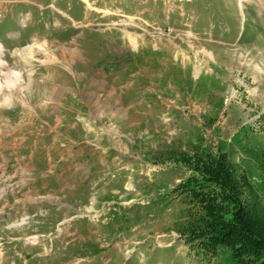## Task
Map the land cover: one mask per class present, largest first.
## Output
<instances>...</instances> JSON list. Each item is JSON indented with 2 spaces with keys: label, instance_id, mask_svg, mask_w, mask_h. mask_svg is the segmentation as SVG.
<instances>
[{
  "label": "rangeland",
  "instance_id": "374dc122",
  "mask_svg": "<svg viewBox=\"0 0 264 264\" xmlns=\"http://www.w3.org/2000/svg\"><path fill=\"white\" fill-rule=\"evenodd\" d=\"M1 20L0 264H235L224 247L181 236L193 219L174 188L198 172L171 153H226L264 216V0H0ZM137 44L149 77L128 97L133 109L103 118L118 140L94 155L108 174L79 177L75 160L69 188L43 187L32 151L53 139L44 122L57 121L63 88L83 85L80 101L104 109L91 81ZM115 99L109 109L123 110Z\"/></svg>",
  "mask_w": 264,
  "mask_h": 264
},
{
  "label": "crops",
  "instance_id": "0c3cea01",
  "mask_svg": "<svg viewBox=\"0 0 264 264\" xmlns=\"http://www.w3.org/2000/svg\"><path fill=\"white\" fill-rule=\"evenodd\" d=\"M47 5L49 6V4ZM57 10L61 12V16H66L63 10ZM2 21L3 20H1L0 24H2ZM44 25L48 27L47 24ZM57 31L64 32V25H62L61 30ZM52 43L53 46L62 44L60 42L59 44L55 43V39L53 37ZM74 44L81 46L80 41ZM138 45L139 44L130 47L135 54L133 53V55H128V53H124L125 55L122 54L123 57H125L124 60L122 59L120 60L121 62L112 64L113 68L111 69L117 67L119 68L118 71H112L109 76L107 75V77L101 76L98 80L99 83H95V79L91 81V87L98 85L100 87L93 88L92 92L94 97L98 90L105 91V96L107 97L105 102L108 101V103L104 104V109H100L96 106V100L89 99L87 103L80 101V95L81 97L86 95V89L83 85H79L77 83L78 87L76 88L73 86L63 88V96L61 97L60 107L56 117L57 121L54 123L49 121L44 122L46 125L51 127L53 131V139L50 143L48 142L47 145L35 147L36 150L32 151V160L37 161L34 165L32 164L33 168L35 167V172L39 168H46V174L44 176L45 185H43V187H51V185H56V182L64 184L63 182L66 180L65 187L69 188L67 185H70V178L72 174L78 175L79 177H95L96 175L105 176L108 174H104L97 170L100 165L97 167L98 162H95L94 155L99 153L100 155L107 157V152L112 153V151H116V147L114 146L118 143V140L116 139V136L112 135V131H108L107 127L103 126V118H105V114L107 113H110L113 117H117L118 113L126 115L131 109H133L136 103L130 101L128 97L133 94L135 86L138 83H141L142 85L144 78H147L148 80L149 77V75H145L141 71L142 68H139V60L143 57L144 51L140 50V46ZM78 52H72L68 55L65 51H62L60 56L65 59H67L68 56H72L69 57L68 60L76 59L80 62L81 57L76 56ZM82 61L85 62L84 60ZM120 67L123 68V70H121ZM127 71H129V73ZM46 83L47 81H45V84ZM59 86L60 84L57 85V89ZM53 96L55 95L53 94ZM114 97H116V99L113 102V106L118 107V104H120V107H122L123 110L112 112L109 109V107H111V100ZM97 102H100L99 99H97ZM30 104L32 108V103ZM46 106L47 108L49 107V105ZM35 109L36 108L33 107L31 117L35 115L32 120L37 123L40 116ZM97 109L98 111H96ZM111 116L108 118H111ZM41 121H43V119H41ZM129 127L133 129L134 125H129ZM103 128L105 130H103ZM5 134V132L2 133L3 136H5ZM105 135L106 138H109L108 142L104 146L101 145L102 148H98V143L101 141L99 138L103 139ZM75 160L78 161L79 164L81 163V166L83 165L86 169L77 168L78 171L71 174L70 165L75 163L73 162ZM105 170L106 169L103 171ZM84 180L86 179H80L79 181L82 182Z\"/></svg>",
  "mask_w": 264,
  "mask_h": 264
},
{
  "label": "trees",
  "instance_id": "16d2710c",
  "mask_svg": "<svg viewBox=\"0 0 264 264\" xmlns=\"http://www.w3.org/2000/svg\"><path fill=\"white\" fill-rule=\"evenodd\" d=\"M171 154L198 172L174 188L188 203L186 212L193 219L181 236L197 249L216 253L224 247L236 258L235 264H264V216L254 203H246L245 185L228 155L219 149Z\"/></svg>",
  "mask_w": 264,
  "mask_h": 264
},
{
  "label": "bare ground",
  "instance_id": "6f19581e",
  "mask_svg": "<svg viewBox=\"0 0 264 264\" xmlns=\"http://www.w3.org/2000/svg\"><path fill=\"white\" fill-rule=\"evenodd\" d=\"M19 79H20V78H19ZM17 81H18V76L15 75V77L13 76V78H11L9 84H10V83H14L13 85H17ZM6 83H8V82H6ZM18 83H19V82H18ZM0 85H1V82H0ZM5 85H7V84H5ZM10 85H11V84H10ZM19 85H20V84H19Z\"/></svg>",
  "mask_w": 264,
  "mask_h": 264
},
{
  "label": "clouds",
  "instance_id": "9594fccd",
  "mask_svg": "<svg viewBox=\"0 0 264 264\" xmlns=\"http://www.w3.org/2000/svg\"><path fill=\"white\" fill-rule=\"evenodd\" d=\"M3 85H0V88H2ZM10 103V98L9 97H5L4 101L0 102V106H3L5 104H9Z\"/></svg>",
  "mask_w": 264,
  "mask_h": 264
}]
</instances>
